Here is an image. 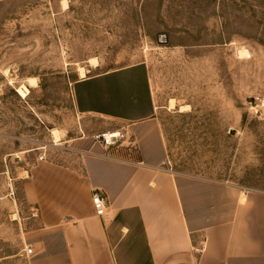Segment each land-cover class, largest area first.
<instances>
[{
  "label": "rangeland",
  "instance_id": "1",
  "mask_svg": "<svg viewBox=\"0 0 264 264\" xmlns=\"http://www.w3.org/2000/svg\"><path fill=\"white\" fill-rule=\"evenodd\" d=\"M63 1L0 0V264H30L27 232L64 219L70 197L84 208L83 149L52 136L101 131L75 108L78 65L146 62L164 165L264 190V0Z\"/></svg>",
  "mask_w": 264,
  "mask_h": 264
},
{
  "label": "crops",
  "instance_id": "2",
  "mask_svg": "<svg viewBox=\"0 0 264 264\" xmlns=\"http://www.w3.org/2000/svg\"><path fill=\"white\" fill-rule=\"evenodd\" d=\"M72 88L79 113L100 117L101 130L125 127L137 147L117 150L126 161L105 156L91 133L61 132V144L83 149L84 208L70 197L64 219L27 232L30 264H264V190L164 165L146 62L80 77ZM95 188L106 196L104 215L95 213Z\"/></svg>",
  "mask_w": 264,
  "mask_h": 264
},
{
  "label": "built area",
  "instance_id": "3",
  "mask_svg": "<svg viewBox=\"0 0 264 264\" xmlns=\"http://www.w3.org/2000/svg\"><path fill=\"white\" fill-rule=\"evenodd\" d=\"M121 129H118L119 134H117L116 131H109L110 129L101 130L94 134L93 136L94 139L103 145L105 149L104 152L105 156L112 158H119L112 149L119 148L122 145L124 146L136 145V140L134 138H131L130 135H128L127 130L126 129L121 130ZM126 142L127 144H124ZM124 160L132 161L131 158H124ZM91 199L95 213L98 215H104L106 213L107 204H106V196L103 193V191L100 190L99 188H95L92 192ZM33 249L34 248L31 245L25 247V251L27 254L32 253Z\"/></svg>",
  "mask_w": 264,
  "mask_h": 264
},
{
  "label": "bare ground",
  "instance_id": "4",
  "mask_svg": "<svg viewBox=\"0 0 264 264\" xmlns=\"http://www.w3.org/2000/svg\"><path fill=\"white\" fill-rule=\"evenodd\" d=\"M64 1H66V0H64ZM63 1V2H64ZM67 5V3L66 2H64V6H66ZM67 7V6H66ZM239 54H241V55H245V54H248V51H247V49L246 48H240L239 49ZM89 62L91 63V65H93V66H97L98 65V61H97V59L96 58H91L90 60H89ZM78 71H79V75H80V77H84V76H86L87 75V68L85 67V66H83V65H78ZM29 82L28 83H31V84H33V83H35V81L37 82V80H35V78H33V77H29ZM12 81V80H11ZM37 85V84H36ZM17 91L21 94V95H27L28 94V92L30 91V88H29V86H28V84H26V83H20L18 86H17ZM31 92V91H30ZM175 104V100L174 99H172L171 101H170V105L171 106H173ZM174 107V106H173ZM189 108H188V106H181V108H180V110H188ZM114 131H116V133L117 134H119V130H114ZM115 133V134H116ZM52 136H53V138H54V142H55V144H61V139H62V135H61V132H60V130L59 129H56V128H54V129H52ZM245 196H246V194H245V192L243 191L242 192V198H241V200H244L245 199Z\"/></svg>",
  "mask_w": 264,
  "mask_h": 264
}]
</instances>
